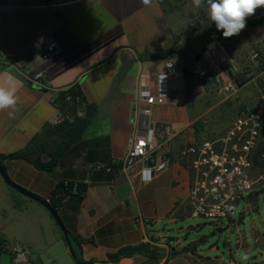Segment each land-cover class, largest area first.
<instances>
[{
	"label": "crops",
	"instance_id": "obj_1",
	"mask_svg": "<svg viewBox=\"0 0 264 264\" xmlns=\"http://www.w3.org/2000/svg\"><path fill=\"white\" fill-rule=\"evenodd\" d=\"M197 10L215 27L206 0L199 9L191 0H150L147 5L142 0H0V51L10 61L44 69L47 83L30 87L0 69V82L11 78L19 97L14 109L0 111V160L14 184L44 201L58 202V215L85 262L192 264L202 255L195 247L198 240L178 237L173 247L172 238L163 236L166 231L197 230L187 224L192 175L188 165L178 160L180 150L220 138L230 128L202 121L201 87L209 81L186 75L209 43L201 45L192 29L181 36ZM258 16L264 17V8L246 23ZM48 39L56 42L57 50L42 67L36 61ZM172 52L181 56L178 75L170 81L166 104L154 107L150 117L160 127L157 140L169 167L145 184L136 172L97 169L122 160L134 127L146 125L148 118L136 106L138 94L142 88L154 89ZM233 69L234 75L249 77ZM89 107H95V117L73 140L67 135L69 125L84 118ZM232 109L237 116L240 109L235 105ZM61 148L52 171L10 157L27 152L47 162ZM62 183L79 184L83 195L59 190ZM0 243L8 251L14 246L26 248L30 264H77L48 210L11 188L1 174ZM141 244H149L158 256L135 255L117 263L108 259L125 247Z\"/></svg>",
	"mask_w": 264,
	"mask_h": 264
},
{
	"label": "built area",
	"instance_id": "obj_2",
	"mask_svg": "<svg viewBox=\"0 0 264 264\" xmlns=\"http://www.w3.org/2000/svg\"><path fill=\"white\" fill-rule=\"evenodd\" d=\"M57 50L54 40H46L37 63L45 67ZM259 54L253 53L250 60L255 61ZM181 60L179 53L172 52L165 59V68L156 77L153 90L141 89L136 106L147 117L143 129L134 127L128 140L125 157L114 163L125 171L136 172L142 184L152 181L159 173L169 167L167 156L162 153L157 138L160 127L150 122L154 107L166 104L170 96V81L178 75ZM14 70L26 83L46 87V71L36 70L31 65L13 62L0 51V67ZM235 70L230 66V56L218 41L209 42L196 61V67L187 76L203 81L229 97L237 95L248 82L236 81L230 76ZM236 73V72H235ZM185 75V74H184ZM183 76V74H182ZM258 78V77H256ZM255 81L251 79L250 82ZM259 101L253 106L243 105L226 134L213 140H205L182 148L178 155L181 163L187 164L192 175L189 189L190 217L205 218L216 226L223 221L229 225L237 222L239 204L249 203L251 195L260 189L264 195V173L256 174L259 164L264 165V79ZM79 102L80 99L76 98ZM97 169L111 172V166L97 165ZM80 185H71L70 194L80 195ZM51 203V199L47 200ZM249 205V204H247ZM245 209L242 210V214ZM7 246L0 243V253H9L12 264H30V253L22 246ZM226 264H242L232 259ZM250 264V263H246ZM264 264V262L255 263Z\"/></svg>",
	"mask_w": 264,
	"mask_h": 264
},
{
	"label": "rangeland",
	"instance_id": "obj_3",
	"mask_svg": "<svg viewBox=\"0 0 264 264\" xmlns=\"http://www.w3.org/2000/svg\"><path fill=\"white\" fill-rule=\"evenodd\" d=\"M174 4L177 5V2ZM185 10L186 13L191 14L188 8ZM199 12L197 10L196 17L191 18L190 24L188 21L181 36H187L189 30L192 29L201 45L212 40H219L230 56V66L240 71L242 76L249 75V77L240 78L238 74L234 75L235 72L230 71L232 78L237 77L234 78L236 81L240 82L245 79V82H248L244 89L232 97L222 93L210 82L201 87L203 92L200 96V102L205 111L202 121L206 120L207 123L218 122L221 124L220 127L225 129L229 125L231 126L235 120L236 113L232 109L233 105L240 109V103L245 102V105L253 106L259 101L264 79V25L250 26L248 22L245 29L238 35L225 38L221 31L199 17ZM256 52L259 54V58L255 61L250 60V56ZM254 78L255 81L250 82ZM258 166L256 174L264 173V165L258 163ZM243 209L245 212L242 214ZM187 224L197 228L195 233L187 230L181 232L166 231L163 236L172 238L170 244L173 247H175L178 237L183 241L198 240L199 242L195 247L202 255L196 256L191 261L192 264H226L235 258L242 264L264 262V195L260 189H257V193L250 196L249 203L242 201L239 204L237 222L233 225L223 221L221 225L216 226L205 218L193 219L191 217ZM227 227L228 229L223 232L217 231V229Z\"/></svg>",
	"mask_w": 264,
	"mask_h": 264
},
{
	"label": "clouds",
	"instance_id": "obj_4",
	"mask_svg": "<svg viewBox=\"0 0 264 264\" xmlns=\"http://www.w3.org/2000/svg\"><path fill=\"white\" fill-rule=\"evenodd\" d=\"M194 8H201L204 0H191ZM145 5L150 0H142ZM207 15L223 37L238 35L246 27L248 17L258 8H264V0H206ZM19 100L17 88L9 78L0 82V111L15 108Z\"/></svg>",
	"mask_w": 264,
	"mask_h": 264
},
{
	"label": "trees",
	"instance_id": "obj_5",
	"mask_svg": "<svg viewBox=\"0 0 264 264\" xmlns=\"http://www.w3.org/2000/svg\"><path fill=\"white\" fill-rule=\"evenodd\" d=\"M250 26H257V25H264V17H258L256 19H252L249 21ZM69 94L75 99L77 97V94L74 91H70ZM96 109L95 107H89L86 115L84 118H76L74 123L70 124V130L67 133V135L72 138L73 140L77 139L82 135V133L86 130L88 125L91 123L93 118L95 117ZM63 153V149H57L54 153L50 154V160L47 162H43L39 158H34L31 156V154L24 152V153H16L10 157H17V158H23L26 161L32 163L36 168L39 170H45V171H52V169L56 166L60 156ZM112 170L119 169L120 167L117 165L111 166ZM59 190L66 189L67 193L70 194L71 185H67L65 183H62L58 187ZM80 195H83L84 190L80 187ZM254 197V196H253ZM58 200V199H57ZM47 202V201H46ZM51 207H53L56 211L58 210V202H51L48 203ZM74 250L77 255V264L78 262H84L86 264H91L90 262H85L83 260L82 250L77 245H75ZM76 248V249H75ZM135 255H143L150 258H156L158 255L155 251L151 249V246L149 244H141L138 246H130L125 247L118 251L114 255H109L108 259L109 261L113 263L119 262L122 258L126 257H133Z\"/></svg>",
	"mask_w": 264,
	"mask_h": 264
},
{
	"label": "water",
	"instance_id": "obj_6",
	"mask_svg": "<svg viewBox=\"0 0 264 264\" xmlns=\"http://www.w3.org/2000/svg\"><path fill=\"white\" fill-rule=\"evenodd\" d=\"M0 69L2 70H6L10 73H12L13 75H15L16 77L20 78L21 80L24 81V79L18 74L16 73L14 70H11V69H5V67L1 66ZM28 86L32 87L33 85L31 83H27ZM42 90V89H41ZM0 174L2 175L4 181L13 189H15L16 191H18L19 193H21L22 195L40 203L41 205H43L47 210L48 212L50 213V215L52 216V218L54 219V221L56 222V224L58 225V227L60 228V230L62 231L63 233V236L65 238V241L68 245V248H69V251H70V254L71 256L73 257V259L75 261H77V255H76V252L74 250V247L72 245V242H71V239H70V235L67 231V229L65 228L62 220L60 219L59 215H58V212L53 208L51 207L46 201H44L43 199H40L38 197H35L34 195L26 192L25 190H23L22 188H20L19 186H17L16 184H14L10 179L9 177L7 176L6 174V171L4 169V166H3V163L2 161L0 160ZM228 229L227 228H223V229H217L218 232H223L224 230ZM2 264H12V257H11V254L9 253H3L2 254ZM78 264H86L84 262H78Z\"/></svg>",
	"mask_w": 264,
	"mask_h": 264
}]
</instances>
